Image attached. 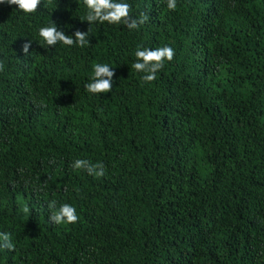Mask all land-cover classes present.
<instances>
[{
	"label": "trees",
	"instance_id": "16d2710c",
	"mask_svg": "<svg viewBox=\"0 0 264 264\" xmlns=\"http://www.w3.org/2000/svg\"><path fill=\"white\" fill-rule=\"evenodd\" d=\"M123 2L149 19L0 4V233L15 245L0 264H264V0ZM53 22L89 44L49 47ZM138 46L175 56L145 82ZM95 64L114 71L110 93L86 90ZM53 200L79 220L51 223Z\"/></svg>",
	"mask_w": 264,
	"mask_h": 264
},
{
	"label": "clouds",
	"instance_id": "9594fccd",
	"mask_svg": "<svg viewBox=\"0 0 264 264\" xmlns=\"http://www.w3.org/2000/svg\"><path fill=\"white\" fill-rule=\"evenodd\" d=\"M42 0H0V4H7L9 6L15 5L18 10L25 14H32L38 11ZM84 4L88 9L85 17L86 22L91 25L93 22L108 24H125L130 30L138 28L139 25L144 24L149 17L146 14H141L139 19L130 16V4L123 2V0H84ZM176 0H167V7L169 10L176 9ZM39 36L49 46L54 47L57 43H62L66 46L78 45L84 47L89 44L88 31L82 32L76 30L73 36L65 35L62 30L58 29L55 22L51 26L42 27L39 29ZM32 42H26L22 51L25 55L29 54ZM137 58L136 63L132 67L137 72H143L145 75L142 80L151 82L155 80L156 73L160 71L165 62H171L174 59L175 51L169 46L158 47L156 49L142 48L138 46L135 51ZM3 70V62L0 61V71ZM115 73L107 64H95L94 75L92 82L87 83L85 88L92 94H106L110 93L113 88V77ZM74 169H84L89 175L97 178L105 175V166L103 163H92L87 159H76L72 165ZM56 201L53 200L48 204L51 215L48 217L49 221L55 225L60 224H74L79 220L76 208L70 204H62L56 209ZM27 211V209H25ZM0 249H7L9 251L15 250L10 234L0 233Z\"/></svg>",
	"mask_w": 264,
	"mask_h": 264
}]
</instances>
